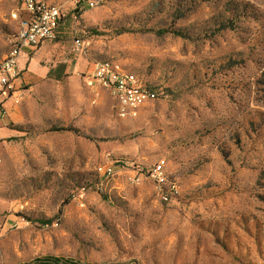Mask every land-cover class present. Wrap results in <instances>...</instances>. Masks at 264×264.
Returning a JSON list of instances; mask_svg holds the SVG:
<instances>
[{
	"label": "rangeland",
	"instance_id": "rangeland-1",
	"mask_svg": "<svg viewBox=\"0 0 264 264\" xmlns=\"http://www.w3.org/2000/svg\"><path fill=\"white\" fill-rule=\"evenodd\" d=\"M20 1L0 0V55ZM47 1L58 34L20 58L0 122V264H264V0ZM103 60L156 100L135 117L104 89L92 103L84 76ZM160 159L169 200L148 174Z\"/></svg>",
	"mask_w": 264,
	"mask_h": 264
},
{
	"label": "built area",
	"instance_id": "built-area-1",
	"mask_svg": "<svg viewBox=\"0 0 264 264\" xmlns=\"http://www.w3.org/2000/svg\"><path fill=\"white\" fill-rule=\"evenodd\" d=\"M77 4L99 3V0H69ZM11 18L17 21L16 33L12 37L9 50L0 55V94L13 96L18 100L20 89L17 87L22 70L19 67V58L27 50L35 49L45 41L53 40L58 34L62 18V5L47 0H21L20 5L11 12ZM77 46H83L80 40ZM88 90L94 94L92 103H97L101 90L108 93L117 102L119 114L124 117H135L147 104L158 97L157 90L144 83L133 71L127 70L119 63L111 60L95 62L93 68L84 76ZM4 105L0 103V122L4 119ZM123 167L121 163L99 165L97 171L105 178H110ZM137 172L144 173L143 168ZM164 200H169L171 194L179 192L176 182L168 177L166 160L155 162L148 172ZM85 190L79 189L75 198L83 204ZM31 221L24 216H17L12 227L29 226Z\"/></svg>",
	"mask_w": 264,
	"mask_h": 264
},
{
	"label": "trees",
	"instance_id": "trees-1",
	"mask_svg": "<svg viewBox=\"0 0 264 264\" xmlns=\"http://www.w3.org/2000/svg\"><path fill=\"white\" fill-rule=\"evenodd\" d=\"M21 3V1H20ZM20 5V4H19ZM18 5V6H19ZM183 14L181 13L180 16H174V18H181ZM158 34H163L166 32H172L180 36H185L186 34L183 32V30L177 29V28H160L156 31ZM16 31L14 32L13 36L15 35ZM150 85V84H148ZM151 86V85H150ZM153 87V86H152ZM155 88V87H154ZM156 89V88H155ZM117 163H123L117 162ZM35 264H79L77 261L71 259V258H64L60 256H46L44 258H37Z\"/></svg>",
	"mask_w": 264,
	"mask_h": 264
},
{
	"label": "crops",
	"instance_id": "crops-1",
	"mask_svg": "<svg viewBox=\"0 0 264 264\" xmlns=\"http://www.w3.org/2000/svg\"><path fill=\"white\" fill-rule=\"evenodd\" d=\"M45 42H46V41H45ZM43 43H44V42H43ZM43 43H41V44H43ZM41 44H40V45H41ZM40 45H38L35 49L25 51L24 53L21 54L20 58L24 56V57H25L24 62L27 63L28 60H29V54H30L31 52H33L34 50H36ZM20 58H19V67H20V69H21ZM19 85H20V80L18 81V84H17V87L20 89ZM14 96H15V93H14L13 96H6L5 94H0V103H2V104L4 105V102H5V100H6L7 98H11V99H12V98H15ZM4 107H5V106H4ZM0 130H1V131H2V130L4 131L3 133H1V131H0V135H1L0 137H4V136H6V135L8 134V131H7L6 129H0Z\"/></svg>",
	"mask_w": 264,
	"mask_h": 264
}]
</instances>
